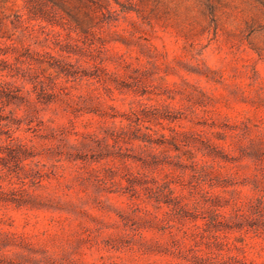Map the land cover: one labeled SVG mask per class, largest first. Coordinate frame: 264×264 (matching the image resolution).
I'll use <instances>...</instances> for the list:
<instances>
[{"label":"clouds","instance_id":"clouds-1","mask_svg":"<svg viewBox=\"0 0 264 264\" xmlns=\"http://www.w3.org/2000/svg\"><path fill=\"white\" fill-rule=\"evenodd\" d=\"M254 20L264 26V0H39L29 21L9 26L0 88L24 101L0 102V197L73 211L54 239L0 232V264H82L86 251L91 264H264V122L198 124L205 113L186 98L182 66L166 73L154 55L121 75L158 28L224 36L259 57ZM121 37L132 42L124 59ZM202 59L193 52L192 63ZM134 69L146 77L130 78ZM216 132L226 150L200 143ZM120 215L137 223L124 227Z\"/></svg>","mask_w":264,"mask_h":264},{"label":"rangeland","instance_id":"rangeland-1","mask_svg":"<svg viewBox=\"0 0 264 264\" xmlns=\"http://www.w3.org/2000/svg\"><path fill=\"white\" fill-rule=\"evenodd\" d=\"M38 10L39 0H0V38L8 36L10 39L6 29L9 26L14 29L22 27L29 21L30 14ZM247 27L250 37L254 33H264V26L258 25L255 20ZM53 30L56 29L53 28ZM120 39L118 51L121 53L120 58L124 59L123 53L132 42L123 37ZM139 40L143 41V45L128 54V62L124 65L121 75L137 59L142 61L145 53L154 55L166 73L173 64L177 67L182 66L185 77L184 90L188 94L186 98L194 100L205 113V118L198 121V124L211 131L232 129L241 125L245 129L249 126L256 128L264 122V62H258V60H264V46H261L260 56L257 57L250 50L241 51L224 36L218 38L216 35L209 36L201 33L178 38L172 30L160 28L153 35L142 36ZM69 47L67 44L64 45V48ZM8 51V49L0 48V55H7ZM137 51L140 52L139 57ZM193 52L196 56H202L203 59L192 63ZM21 55L27 56L28 53L25 51ZM137 71L139 69H134V74L130 78L140 80L146 77L147 74L144 73L136 77ZM120 83L125 88L129 87L125 81ZM170 91L172 89L164 90L165 93ZM140 95L147 96L148 90H141ZM142 115L148 117L156 114L144 112ZM170 118L178 119L177 116ZM206 142L217 148L223 147L225 150L227 148V145L223 144L222 132H216L215 137ZM219 155L222 159L228 160L225 153L219 152ZM108 172L110 170L105 172V175ZM108 191L109 195L115 194V190ZM128 198L136 199L137 195L132 192ZM171 203H173L172 200ZM72 211L73 209L69 207L67 212H53L41 207L40 202L33 204L25 203L21 198L0 197V232L14 231L23 233L25 236L54 239L65 229L66 221L70 219L68 213ZM185 215L188 214L185 213ZM117 218L120 225L124 227H127L129 223L133 225L137 223L132 216L120 215ZM66 260L67 257H64L62 261H53L52 264H63ZM82 264H91L87 251L83 254Z\"/></svg>","mask_w":264,"mask_h":264},{"label":"trees","instance_id":"trees-1","mask_svg":"<svg viewBox=\"0 0 264 264\" xmlns=\"http://www.w3.org/2000/svg\"><path fill=\"white\" fill-rule=\"evenodd\" d=\"M4 54H6V53H4ZM9 68H10V65H8L6 62L0 60V71H6ZM61 70L65 71V69H63V68ZM17 74L18 75H22L21 73H19L18 70H17ZM18 92H19V89H16L15 91H13V90L5 89V88H0V102L12 103V102L18 101V102L22 103L24 101V97L18 95ZM37 98L38 99H43L44 102H47V100H48V99H45V98H48V97L43 96V89H41V93H40V95ZM157 143H163V141H157ZM200 143L201 144H206L208 148H210V149H212L214 151L217 149L216 146L208 144V142H206V141H200ZM22 154L23 153L21 152L20 149H15V150L9 152V156H10V158L12 160L18 159V157L20 155H22ZM217 155H219V152H217ZM0 163H5V166H7L6 162L0 161ZM165 187H167V185H165ZM169 195H171V194H169ZM163 203L165 205L171 204V200L170 199L164 200ZM215 203L218 204L219 201H216Z\"/></svg>","mask_w":264,"mask_h":264}]
</instances>
